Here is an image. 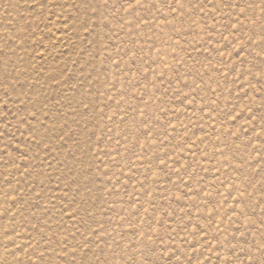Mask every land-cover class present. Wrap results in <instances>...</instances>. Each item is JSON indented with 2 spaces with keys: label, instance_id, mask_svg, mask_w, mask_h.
I'll return each mask as SVG.
<instances>
[{
  "label": "rangeland",
  "instance_id": "obj_1",
  "mask_svg": "<svg viewBox=\"0 0 264 264\" xmlns=\"http://www.w3.org/2000/svg\"><path fill=\"white\" fill-rule=\"evenodd\" d=\"M0 264H264V0H0Z\"/></svg>",
  "mask_w": 264,
  "mask_h": 264
}]
</instances>
